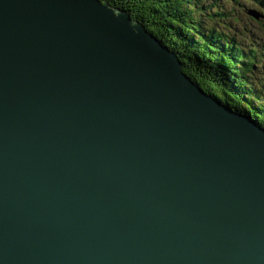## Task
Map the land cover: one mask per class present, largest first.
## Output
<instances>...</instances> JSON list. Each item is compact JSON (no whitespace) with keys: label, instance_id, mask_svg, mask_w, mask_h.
<instances>
[{"label":"water","instance_id":"95a60500","mask_svg":"<svg viewBox=\"0 0 264 264\" xmlns=\"http://www.w3.org/2000/svg\"><path fill=\"white\" fill-rule=\"evenodd\" d=\"M0 264H264V128L106 0H0Z\"/></svg>","mask_w":264,"mask_h":264},{"label":"trees","instance_id":"16d2710c","mask_svg":"<svg viewBox=\"0 0 264 264\" xmlns=\"http://www.w3.org/2000/svg\"><path fill=\"white\" fill-rule=\"evenodd\" d=\"M112 7L129 13L162 44L174 51L183 72L204 91L231 110L245 114L264 128V116L251 105V99L264 107V78L256 66L253 41L247 48L234 41L238 28L264 21V10L258 19L249 12L250 4L264 9L261 0H106ZM226 4H232L231 8ZM235 11L237 12L235 14ZM245 16V17H242ZM230 18V19H228ZM247 18V20H246ZM226 20V21H224ZM221 23L229 29H220ZM252 24V26L250 25ZM260 43V40H259ZM249 49V50H247Z\"/></svg>","mask_w":264,"mask_h":264},{"label":"rangeland","instance_id":"374dc122","mask_svg":"<svg viewBox=\"0 0 264 264\" xmlns=\"http://www.w3.org/2000/svg\"><path fill=\"white\" fill-rule=\"evenodd\" d=\"M261 2H264V0H261ZM232 4H226V7L231 8ZM249 7H254L256 9H260V7L258 5H254V4H250ZM262 10V9H260ZM237 12L235 11V14ZM245 17V16H242ZM230 19V18H228ZM247 20V18H246ZM261 20V19H260ZM226 21V20H224ZM262 21V20H261ZM233 23V26H235L236 28H238V35H236L233 39L235 41V43L237 45H239L240 47L243 48H247L248 45L252 42L251 37L254 35V37H257L260 40L257 42L253 41V46H252V50L254 51V53L256 54V59L257 62L255 63L257 68L259 69V71L263 72V74H261L260 78H264V21L260 22L259 24H256V28L255 31H252V34H249L248 32H246L247 29H249L248 27H242V30L240 29V23ZM252 26V24H250ZM253 28V26H252ZM220 29L224 30L225 32L228 31L229 29H227L222 23L220 25ZM251 36V37H250ZM249 50V49H247ZM251 105L258 110V112L261 113L262 116H264V107H260L259 103L253 99H251Z\"/></svg>","mask_w":264,"mask_h":264},{"label":"bare ground","instance_id":"6f19581e","mask_svg":"<svg viewBox=\"0 0 264 264\" xmlns=\"http://www.w3.org/2000/svg\"><path fill=\"white\" fill-rule=\"evenodd\" d=\"M257 14H259V13H257ZM172 51V50H171ZM172 52H174V51H172ZM175 53V52H174ZM175 55H176V57H177V59L180 61V59H179V57H178V55L175 53ZM214 99H216L219 103H221L217 98H214ZM224 105V104H223ZM226 106V105H225ZM226 107H228V106H226ZM254 120V119H253Z\"/></svg>","mask_w":264,"mask_h":264}]
</instances>
